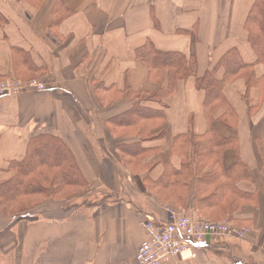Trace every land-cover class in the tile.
Listing matches in <instances>:
<instances>
[{
	"label": "crops",
	"instance_id": "0c3cea01",
	"mask_svg": "<svg viewBox=\"0 0 264 264\" xmlns=\"http://www.w3.org/2000/svg\"><path fill=\"white\" fill-rule=\"evenodd\" d=\"M263 27L264 0H0V81L46 86L0 97V186L50 139L88 190L0 203V264H137L165 206L246 233L164 264H264Z\"/></svg>",
	"mask_w": 264,
	"mask_h": 264
},
{
	"label": "built area",
	"instance_id": "2783aa9c",
	"mask_svg": "<svg viewBox=\"0 0 264 264\" xmlns=\"http://www.w3.org/2000/svg\"><path fill=\"white\" fill-rule=\"evenodd\" d=\"M45 88L37 79L20 81L11 78L0 81V97L40 92ZM164 212L167 222L163 225H156L152 220L144 222L145 238L136 252L137 264H164L185 253L190 259H195L198 249L207 239H240L246 233L245 229L231 223L194 219L170 206H165Z\"/></svg>",
	"mask_w": 264,
	"mask_h": 264
},
{
	"label": "trees",
	"instance_id": "16d2710c",
	"mask_svg": "<svg viewBox=\"0 0 264 264\" xmlns=\"http://www.w3.org/2000/svg\"><path fill=\"white\" fill-rule=\"evenodd\" d=\"M254 17L255 15L252 16V19ZM255 20L256 18L253 21ZM256 41L261 45L264 42V37L256 39ZM171 59L173 60L174 58H169L168 55H164V57H156L153 61L154 63L164 65ZM151 65L155 66L154 64ZM179 71H182V65L178 68V72ZM59 147L60 146L56 142L50 139H41L32 144L27 158L22 163H17L12 166L14 173L12 180L0 186V203H2L3 206L6 205L10 207L19 200L31 198L34 195L45 196V198L54 197L53 195L59 194L63 187L72 185L70 181H67L68 176L66 177L65 175L66 178L64 177L65 170L62 171L61 175H58L59 177L55 175L49 177L48 173L41 171L43 169L48 170V168H50V170L53 168L59 170V168H61L63 163L61 159L65 157V155L60 151ZM49 152L59 153L60 158L54 160V157H50ZM37 155L44 159H35V157H38ZM71 174L74 175L73 173ZM39 180L45 183L46 188L38 187ZM50 193H52V195H48ZM34 203H36V200Z\"/></svg>",
	"mask_w": 264,
	"mask_h": 264
},
{
	"label": "rangeland",
	"instance_id": "374dc122",
	"mask_svg": "<svg viewBox=\"0 0 264 264\" xmlns=\"http://www.w3.org/2000/svg\"><path fill=\"white\" fill-rule=\"evenodd\" d=\"M29 80H32V79H29ZM29 80H27V81H29ZM49 154H50V157H54V159L60 158L59 153L49 152ZM38 157H35V159L40 160L43 158V157H39V158ZM63 170H65L64 171V177H65V175H66V177L68 176L67 181H70L72 185L63 187L62 191L59 194L57 193L56 195H53V196L58 197V198H66L68 196L85 195V193H87L88 190L83 191L85 188L84 183L80 182V180H78V178H76L75 175L71 174V173L75 174V167H73L71 164H69L67 166L62 165L61 168H59V170H57V169L55 170L54 168L50 170V168H48V170L43 169L41 171H45V173H48L49 177H52L53 175H55V176L61 175ZM38 187L46 188V185L42 180H39ZM48 195H52V193H50ZM44 198H45V196L34 195L31 198L21 199L17 203L12 204L10 207H8V210L11 211L10 213H14V214L26 212L32 208V205L35 204L34 203L35 200H36V203H38L39 201H42ZM23 206H26V207H23ZM214 222H218V221H214Z\"/></svg>",
	"mask_w": 264,
	"mask_h": 264
}]
</instances>
